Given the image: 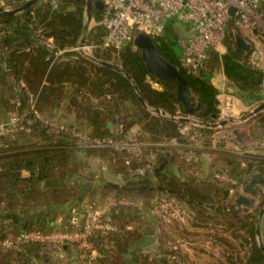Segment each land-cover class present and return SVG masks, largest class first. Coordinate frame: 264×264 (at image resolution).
I'll return each mask as SVG.
<instances>
[{"label": "trees", "instance_id": "obj_1", "mask_svg": "<svg viewBox=\"0 0 264 264\" xmlns=\"http://www.w3.org/2000/svg\"><path fill=\"white\" fill-rule=\"evenodd\" d=\"M27 1L0 0V8L16 10ZM92 15L96 23L85 31L86 0H58L56 6L52 0H36L14 14L0 11V123L17 114L25 125L24 129L0 140V264H35V260L51 263L58 253L53 245L25 243L4 249L1 241L30 230L75 229L82 225V207L85 206L87 214L108 196L140 202V206L112 208L109 217L124 229L107 235L94 233L90 240L97 257L90 255L80 264H169L168 257L181 256L180 252L171 246L161 248L165 253L162 258L142 252L145 229L129 220L133 214L143 212L139 211L141 207L157 213L155 199L160 193L177 198L187 215L196 219L197 226L209 227L210 219H224L223 224L229 229L237 234L242 232L240 239L247 251L241 264H264V250L258 241L260 230L264 244V224L258 226V213L231 218L233 205L222 206V202L235 186L217 181L212 173L207 177L189 173L193 165L200 167L203 154H216L217 159L232 167L230 171L222 170L237 179L238 186L245 182V175L255 171L264 175V154L226 151L223 141L217 143L219 150H213V136L218 129L209 126L201 127L204 138L197 159L186 161L180 157L181 148L156 145L180 138L182 123L157 115L155 109L164 110L171 117L192 114L202 122L216 123L218 89L211 78L220 65L240 98L247 102L260 99L263 73L251 66L248 55L237 48L233 19L224 40L226 52L221 55L209 50L200 76L180 65L182 48L174 21L168 23L165 34L152 37L160 55L175 64L187 80L196 98L190 107L200 103L187 113L177 98V81L152 75L134 41L119 50L100 47L105 36V29L98 24L101 9L94 7ZM84 36L86 43L98 45L92 57L67 50L76 47ZM48 38L53 39L56 49L42 43ZM58 50L65 51L59 54ZM135 85L149 107L140 102ZM59 112L62 118L73 115L89 127L87 132L92 136L121 139L134 126H139V138L147 143L145 153L137 157L110 148L82 149L70 134L53 131L49 121L64 123ZM117 114L122 118L113 122ZM82 150L109 157L113 173L120 180L99 182L93 174L83 175L84 167L78 159ZM150 154L155 155V168L139 175L138 168ZM24 171L28 175H23ZM69 211L74 214L64 216L57 223V216ZM63 249H76V246Z\"/></svg>", "mask_w": 264, "mask_h": 264}, {"label": "built area", "instance_id": "obj_2", "mask_svg": "<svg viewBox=\"0 0 264 264\" xmlns=\"http://www.w3.org/2000/svg\"><path fill=\"white\" fill-rule=\"evenodd\" d=\"M58 0H52L54 6ZM103 2L101 18L98 24L105 29L101 48L119 50L134 41L138 32L151 37L163 35L168 23L174 21L185 26L179 34L178 43L182 48L181 67L195 76H200L205 68L209 50L221 52L231 19L235 28L242 31L244 37L251 43L247 62L264 73V0H100ZM231 9L234 14L231 15ZM51 49H56L52 38L42 41ZM98 47L93 42H80L76 47L67 50H77L92 57ZM65 50H58L59 54ZM158 86V84H156ZM219 117L216 122L232 120L235 113V98L223 87L217 94ZM193 120V115H187ZM119 114L115 120H120ZM177 117H181L177 115ZM30 121H27L29 123ZM54 132L70 134L82 149L110 148L125 151L137 157L145 153L147 143L139 138V127H133L121 139L107 136H92L89 132L68 124L49 121ZM22 124L17 114H13L7 122L0 123V140L21 129ZM202 125L194 122L182 123L179 128L180 138H171L170 143L181 148L180 157L186 161L197 159V151L201 147L204 134ZM221 127V126H220ZM182 140V141H181ZM215 145V140H214ZM164 147L165 142L156 143ZM130 163V159L126 160ZM156 166L155 155L150 154L146 163L137 170L139 175L152 171ZM214 178L222 183L236 186L238 181L228 171L218 170ZM157 213L166 224L184 221L187 217L184 205L177 198L160 193L155 199ZM137 205L127 198L107 197L94 209L87 212L81 226L75 229H55L52 231L30 230L18 235L9 236L1 241L4 249L18 247L25 243H41L53 245L58 252L68 245H74L80 250L82 258L94 255V246L90 238L94 233H119L124 228L109 217L112 208Z\"/></svg>", "mask_w": 264, "mask_h": 264}, {"label": "rangeland", "instance_id": "obj_3", "mask_svg": "<svg viewBox=\"0 0 264 264\" xmlns=\"http://www.w3.org/2000/svg\"><path fill=\"white\" fill-rule=\"evenodd\" d=\"M86 20L87 17L85 19V23ZM93 25H95V20H92L88 30ZM184 30V25L175 23L174 31L177 34L183 33ZM234 31L243 35L242 31L237 28H235ZM225 52L226 47L223 45L221 52L219 53L222 55ZM222 71L224 72V68L222 65H220L216 69L215 73H220ZM226 80L227 87L229 81L228 79ZM226 91L229 94L237 93V90L233 87H229V89L226 88ZM219 92L220 91H218V93ZM262 103H264V73L261 84L260 99L248 102L244 112H240L236 115L234 114V116L231 118L233 122H230L224 127L217 128L218 130L214 134H217L218 137L216 138L213 136L214 139H217L216 146L219 141H223V149L226 151H231L238 154H264V124L262 123L264 110L257 114H254L253 112ZM58 116L62 118V113L59 112ZM70 120L71 119L67 115L62 118V121L68 125L71 124ZM117 121L118 120L113 118V122ZM76 127L84 131L86 130L85 126L81 124H77ZM231 132L235 133L237 140L231 141L226 137V133ZM218 148V146L213 147V150L217 151L219 150ZM88 152V150H82L78 152V159H80L81 165L84 167V170H82L84 173L83 175L91 177L93 174L96 181L99 182L100 180H110L114 182H118L120 180V178L117 175L115 176L113 173V162L109 157L98 156L100 154L90 155L87 154ZM212 155L215 156L209 157L207 165L209 162H215V165L211 167L210 172H207L203 175L204 177H207L208 173H210V175L212 173L214 177V173L222 168H226L229 171L232 169V167L227 165L222 159L217 160V157H219L218 155ZM214 157H216V161L214 160ZM190 170L191 171H189V173H192L195 177L196 175L200 176L201 174V170L195 165H193ZM70 182L72 183V180H70ZM89 199L90 198L87 197V200ZM258 201L259 204L256 206V208L243 211L239 217H233L231 214L233 211L229 216L234 219H239L244 217L247 213H258V226L260 223L264 224V214L262 216L259 214L261 209L264 207V195H260L258 197ZM222 203V206L234 205V199H226V201H223ZM138 206L140 205H137V207ZM208 207H213V204H208ZM84 210H86V208L82 207L81 214L82 218L85 220L86 214ZM139 211L143 212H140V215L133 214L134 217L129 220H131V222L136 225L138 224L141 229H145L146 236L144 242H146L147 245L145 244L146 246L142 247V252L150 253L153 256L156 255L158 258H162L165 254L162 249H164L166 246H171V249L176 252L179 251L181 256L175 255V257H168L169 264H234L232 261H235V264H241V260L246 255L247 248L243 246L244 244L240 239L242 232L237 234L233 231V229H229L223 224L224 219L221 217H218L216 220L210 219L209 227H200L195 225L196 219L190 217L189 213L184 221L166 224L162 221L155 210L151 212L141 207L139 208ZM73 214L74 211L65 212L63 217H69ZM61 215L62 214L57 216V223L62 222L60 221L59 217ZM259 239L262 240L261 234L258 236V240ZM150 241H152L154 244L151 245ZM76 249L80 251L78 248ZM142 252L140 251V253ZM130 259L131 257L128 258V260Z\"/></svg>", "mask_w": 264, "mask_h": 264}, {"label": "water", "instance_id": "obj_4", "mask_svg": "<svg viewBox=\"0 0 264 264\" xmlns=\"http://www.w3.org/2000/svg\"><path fill=\"white\" fill-rule=\"evenodd\" d=\"M36 0H28L22 7L16 10H9L0 8V11L14 14L16 12L21 11L22 9H25L26 7L30 6L32 3H34ZM96 9H102L103 2L100 0H86V23L84 26L85 31L88 30L89 25L91 24L93 20L92 11L93 8ZM234 14V9H231V15ZM234 37H235V43L238 49L243 50L245 54H249L252 48L251 43L238 32L234 31ZM86 40L85 36L82 38L81 42L84 43ZM134 43L136 47L141 51V55L146 63L148 71L152 74L157 76L158 78L162 80H170L175 79L177 81V98L178 100L184 105L187 113L193 112L196 108L200 106V103L197 104L195 108L190 107L191 103L196 101L195 96L192 94V91L190 89V86L187 82V80L184 78V76L181 74L179 68L173 64L168 62L164 57H162L159 53V50L155 43L153 42V39L151 36L147 35L143 32H138L135 36ZM102 64L105 65H111L106 62H102ZM139 100L140 102L145 106L149 107L146 103L144 97L142 96L139 88L137 85H135ZM264 110V103L259 105L253 112L254 114H257ZM154 112L157 115H160L162 117L171 118L173 120H176L181 123H189L194 122L195 124H199L202 126H209L212 128H218V127H224L228 125L230 122H233V120H223L221 122L216 123H205L200 120H193L189 116H168L164 110L161 109H155ZM110 128H112V124L108 125ZM226 137L230 139L231 141L237 140L235 133H226ZM264 182V175L260 171H255L251 173L250 175H245V182L243 185H241L239 188L235 186L233 190L237 191L236 196L234 198V210L231 213L233 217H239L243 211L245 210H252L256 208V206L259 204L258 197L260 195H263V189L262 186H260L261 183ZM205 206H208V204H205ZM261 216L264 214V207L261 209L260 213ZM260 235V230L258 231V236ZM262 249L264 250V244L262 240H258Z\"/></svg>", "mask_w": 264, "mask_h": 264}, {"label": "crops", "instance_id": "obj_5", "mask_svg": "<svg viewBox=\"0 0 264 264\" xmlns=\"http://www.w3.org/2000/svg\"><path fill=\"white\" fill-rule=\"evenodd\" d=\"M93 20H94V18H93ZM226 79H227V77H226L225 73L222 71L220 73H214L212 78H211V82L218 89V91H221V89H223V87H226V84H227V80ZM157 87L161 88V86L159 84H158ZM229 87L231 88V86L228 83L226 88L229 89ZM237 94L238 93L231 94L235 98V104H236L235 113H234L235 115L239 114L240 112H244L246 110L247 105H248V102L244 101ZM187 115H192V114H187ZM187 115H179V116H187ZM69 118L71 119L70 120L71 124H74L76 126H77V124L83 125V123L78 121V120H76L73 115H69ZM121 118H122V116H121ZM134 127H139V126H134ZM85 128H86L87 131H89V127L88 126H85ZM214 137L217 138L218 135L214 134ZM214 140H215V142H217V139H214ZM164 142H165V146L164 147L178 148V147L173 146L170 143V139L166 140ZM215 146H216V143H215V145H213V147H215ZM210 156H215V155H212L210 153V154H203V156H201V159H202L201 161L202 162H201V165L199 167V169L201 170V174L200 175H204L205 173L210 172L211 167L213 165H215V162H209V164L207 165ZM214 160L216 161V157H214ZM219 170H222V169H219ZM23 175H28V172L24 171ZM243 183L244 182H240L239 185L237 186V188H239L241 185H243ZM260 186H262V183L260 184ZM262 189H263V195H264V184L262 186ZM236 192L237 191H235L233 189L229 190L228 193H227V199H234L235 196H236ZM137 205H140V202H137ZM233 207H234V205H233ZM83 208H85V206H83ZM233 210H234V208H233ZM76 216L80 217V214L77 213ZM63 218H64L63 215H61L60 216V221H63ZM81 221L83 223L84 222V218H82ZM150 243H151V245L154 244L152 241H150ZM145 244H146V242L142 246L145 247L147 245V244L146 245ZM92 256L94 258L97 257V253L94 251V255H92ZM86 258H88V257H86ZM86 258H82L81 255H80V251H78L77 249H67V250L63 249L58 254L57 253L55 254L54 258H52V262L51 263H41L38 260H35V259L34 260H35V264H80L81 260H84ZM92 264H98V263L94 262Z\"/></svg>", "mask_w": 264, "mask_h": 264}]
</instances>
